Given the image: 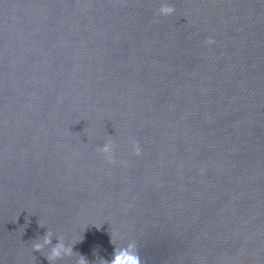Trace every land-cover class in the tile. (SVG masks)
Masks as SVG:
<instances>
[{
	"label": "water",
	"instance_id": "1",
	"mask_svg": "<svg viewBox=\"0 0 264 264\" xmlns=\"http://www.w3.org/2000/svg\"><path fill=\"white\" fill-rule=\"evenodd\" d=\"M161 2L0 0V264H264V0Z\"/></svg>",
	"mask_w": 264,
	"mask_h": 264
},
{
	"label": "clouds",
	"instance_id": "2",
	"mask_svg": "<svg viewBox=\"0 0 264 264\" xmlns=\"http://www.w3.org/2000/svg\"><path fill=\"white\" fill-rule=\"evenodd\" d=\"M159 15L161 16H170L174 14L175 8L174 6L168 2V0H162L160 7L158 9ZM206 44L211 45L214 43L212 39H208L205 41ZM98 151L105 154L106 158L111 161V151L112 145L110 142L105 143L102 148L98 149ZM133 151L136 155H139L140 149L137 145H133ZM51 244V232H49L43 239L42 242H34L32 244L33 251L41 252L43 249ZM135 249V244L129 243L126 247L117 248L114 252V256L110 262L104 261L103 264H140V257L137 254ZM71 247L65 246V244L61 241L57 243L54 247H51L46 255L49 264H55L56 261L60 260L62 257L71 254ZM78 264H86V261L81 257L78 261Z\"/></svg>",
	"mask_w": 264,
	"mask_h": 264
}]
</instances>
